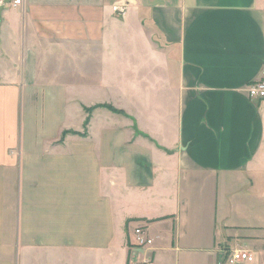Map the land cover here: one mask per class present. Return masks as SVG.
I'll return each mask as SVG.
<instances>
[{
    "label": "crops",
    "instance_id": "0c3cea01",
    "mask_svg": "<svg viewBox=\"0 0 264 264\" xmlns=\"http://www.w3.org/2000/svg\"><path fill=\"white\" fill-rule=\"evenodd\" d=\"M0 2V264L264 252V0Z\"/></svg>",
    "mask_w": 264,
    "mask_h": 264
},
{
    "label": "built area",
    "instance_id": "2783aa9c",
    "mask_svg": "<svg viewBox=\"0 0 264 264\" xmlns=\"http://www.w3.org/2000/svg\"><path fill=\"white\" fill-rule=\"evenodd\" d=\"M22 0H12L13 5L21 4ZM246 92L251 99H264V79L253 80L246 85ZM133 244L140 247L152 245L153 238L149 236L147 225L141 224L133 228ZM253 256L247 251L233 249L226 256L229 264H236L242 261H252Z\"/></svg>",
    "mask_w": 264,
    "mask_h": 264
},
{
    "label": "rangeland",
    "instance_id": "374dc122",
    "mask_svg": "<svg viewBox=\"0 0 264 264\" xmlns=\"http://www.w3.org/2000/svg\"><path fill=\"white\" fill-rule=\"evenodd\" d=\"M1 5H2V3H1ZM39 57H42V56H39ZM39 73H42V72H39ZM43 73L47 75L50 72H47V73L43 72ZM68 76H71V72H68ZM82 106H83V110H84V113H85V117H84V121H83V124H82V128L80 129V131L76 130V129H72V128H70L68 130H64V131L67 132L66 135H80V134H83V133L87 134V129H88V127L90 125V121H91V115H93V113L96 110H98V109H104V110H107V111H111L110 110L111 108H115L118 111H123V109H118V108L114 107L113 104L106 103V102L105 103H92V104H89V105L82 104ZM107 106H111V107H107ZM123 112L122 113H118V114L124 115ZM236 249L244 250V251H247L249 254H251L254 257V259H255L254 262L251 263V264H264V252L260 251V252L253 253V252H251L248 249L246 250L245 248H236ZM227 254H226V256H227ZM225 260H226V257H225ZM226 262H227V260H226Z\"/></svg>",
    "mask_w": 264,
    "mask_h": 264
},
{
    "label": "trees",
    "instance_id": "16d2710c",
    "mask_svg": "<svg viewBox=\"0 0 264 264\" xmlns=\"http://www.w3.org/2000/svg\"><path fill=\"white\" fill-rule=\"evenodd\" d=\"M107 107H111V106H107ZM112 112H114V113H122L123 111H118L117 109H115V108H111L110 109ZM124 113V112H123ZM125 114V113H124ZM135 132L137 133V134H140V132L138 131V129L136 128V126H135ZM66 134H67V132L66 131H63L62 132V135H61V138H60V141H62L64 138H65V136H66ZM81 136H86L87 134H85V133H83V134H80Z\"/></svg>",
    "mask_w": 264,
    "mask_h": 264
}]
</instances>
